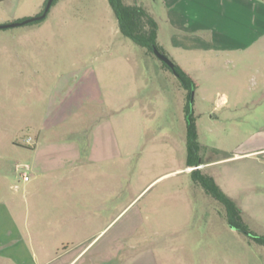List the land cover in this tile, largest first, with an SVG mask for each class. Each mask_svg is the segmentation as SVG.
<instances>
[{"label":"rangeland","instance_id":"1","mask_svg":"<svg viewBox=\"0 0 264 264\" xmlns=\"http://www.w3.org/2000/svg\"><path fill=\"white\" fill-rule=\"evenodd\" d=\"M135 1L158 20L163 55L195 81L191 125L201 158L209 163L201 171L236 200L248 229L264 235V0ZM47 2H1L0 26L40 16ZM20 38L32 41L63 75L56 87L62 88L70 77H83L82 83L59 89V99L51 86L38 99L25 77L35 78L39 68L47 66L42 61L39 67L26 63L16 43ZM0 46H12L22 65L13 75L18 93L25 97L17 109L29 103L24 115L10 116L0 106V151L9 155L0 170V185L5 194L27 201L29 237L32 249L42 253V264H149L155 247L181 243L192 247L196 264H264V246L233 229L224 206L184 172L190 135L188 91L157 56L122 35L109 0H55L41 23L0 29ZM111 52L125 53L139 72L144 143L167 140L178 150L162 168L159 155L145 162L157 167L147 170L157 186L147 199L163 184L181 181L174 191L191 201L194 215L188 223L178 225L177 218H170L183 212L175 197H158L162 202L156 211L168 217L161 219L165 225L155 228V220L148 217V200L137 199L134 187L132 169L138 156L122 157L115 150L107 158L94 155L92 162L91 146H101L97 139L82 141V159L71 170L28 184L17 171V164L30 167L29 151L24 149L37 141L41 128L97 96L86 69ZM6 58L0 52V85L9 78ZM105 146L116 148L114 141ZM15 184L19 191L12 188ZM121 188L123 198H117Z\"/></svg>","mask_w":264,"mask_h":264},{"label":"crops","instance_id":"2","mask_svg":"<svg viewBox=\"0 0 264 264\" xmlns=\"http://www.w3.org/2000/svg\"><path fill=\"white\" fill-rule=\"evenodd\" d=\"M16 43L26 63L39 67L38 62L42 61V64L48 68H39L35 78L25 77L27 87L35 90L38 99H41L42 94L50 90L51 86H53L54 97L59 99L61 95L58 92L59 89L63 91L68 84L82 81L83 77H70L62 88L56 87V83L63 75L50 66L43 52L28 39L20 38ZM0 52L7 56L10 66L9 71L7 70L8 80L6 78L4 84L0 85V106L10 116L18 115L19 112L24 115L29 111V103L22 111L17 109L19 104L24 102L25 97L22 98L18 93V84L13 76L16 70L22 68L19 54L12 46H0ZM86 73L88 81L92 80L96 86L97 96L88 97L82 107L76 109L71 115L40 129L41 133L37 141L32 140L30 148L24 149L29 151L28 159L31 165L30 180L24 181L22 178L23 182L28 184L35 181L37 177L71 170L82 159V141L97 139L101 146L95 148L91 146L89 158L92 162L93 159L95 160L94 155L107 158L106 156L115 150L122 157L138 156L133 169L131 168L134 174V187H136L137 199L148 200L150 207L148 217L155 220V228L165 225L162 224L161 219L167 218L168 214L159 213L156 210L157 204L162 202L161 199L165 200L168 196L175 197L178 205L183 209V212L176 214V217L170 218H177L178 225L190 222L194 215L190 199L174 191V188L182 185L181 181L163 184L147 199V195L153 191L151 188L156 185L154 175L148 177L147 170L154 171L157 167L150 165L148 168L145 162L150 156L159 155L162 168L167 161L177 157L178 150L167 140L144 143L145 112L138 101L141 92L139 72L132 59L125 53H107L104 59L96 60L90 68L86 69ZM1 138L0 132V140ZM109 141H114L116 148L105 146ZM20 149L23 150V148ZM8 159L7 152L0 151V170L5 168ZM208 165L209 163L205 162L203 169ZM15 186H18V189H14ZM1 188L0 185V264H42L40 260L42 253L32 249L34 241L29 237L25 211L27 201L20 196L5 194ZM12 188L16 191L20 190L17 184ZM149 189L151 190L146 192ZM116 193L117 198L119 196L123 198V188ZM152 254L154 260L149 264H196L197 262L194 250L186 243L155 247ZM245 264H253V261H247Z\"/></svg>","mask_w":264,"mask_h":264},{"label":"trees","instance_id":"3","mask_svg":"<svg viewBox=\"0 0 264 264\" xmlns=\"http://www.w3.org/2000/svg\"><path fill=\"white\" fill-rule=\"evenodd\" d=\"M4 1L6 0H0V3ZM109 2L116 15L119 23V28L123 36L131 39L137 46L145 48L152 55H155L154 49H158L162 53L158 43L159 22L152 13L148 12L135 0L133 3H126L124 0H109ZM44 9L42 13L44 12ZM42 21L34 22L31 24H38ZM162 64L165 69L170 70L177 76L181 86L188 91L186 113L190 127V135L187 144V166L193 167L205 164V161L201 158L200 154L201 147L195 139V132L192 128L193 126L191 125L192 111L190 100L194 93L195 81L188 73L180 69L177 65L174 64L175 67L174 70H172L164 62H162ZM191 175L196 184H199L207 194L212 196L215 200H217L224 206L226 210L227 221L231 227H234L235 230L243 232L257 244L264 246V235H258L248 229L243 218L244 212L238 206L235 199L226 195L218 186L216 181L212 177L204 174L201 170H196L192 172Z\"/></svg>","mask_w":264,"mask_h":264},{"label":"water","instance_id":"4","mask_svg":"<svg viewBox=\"0 0 264 264\" xmlns=\"http://www.w3.org/2000/svg\"><path fill=\"white\" fill-rule=\"evenodd\" d=\"M54 1L55 0H48L46 7L44 9V12L40 16L28 19V20L21 22V23H13V24L6 25V26H0V29H5V28H9V27H16L19 25H27V24H31L34 22H39V21L44 20L47 17L48 12L50 11V8L52 7ZM154 52H155V55L157 56L158 59H160L162 62L167 64L172 70H174V67H175L174 63L168 57L163 55L158 49H154ZM232 228L235 229L234 227H232Z\"/></svg>","mask_w":264,"mask_h":264},{"label":"built area","instance_id":"5","mask_svg":"<svg viewBox=\"0 0 264 264\" xmlns=\"http://www.w3.org/2000/svg\"><path fill=\"white\" fill-rule=\"evenodd\" d=\"M239 157L238 155L235 156V158ZM204 167V164H201L199 166H187L185 171L188 172V173H192L196 170H202ZM17 168V171H20L21 172V176L22 178L24 179V181H29L30 180V175H29V170H30V167L29 166H25V165H22V164H17L16 166ZM14 189H18V186H15Z\"/></svg>","mask_w":264,"mask_h":264}]
</instances>
